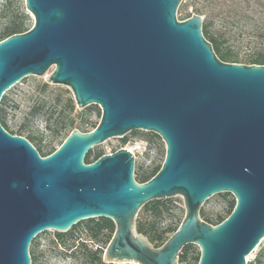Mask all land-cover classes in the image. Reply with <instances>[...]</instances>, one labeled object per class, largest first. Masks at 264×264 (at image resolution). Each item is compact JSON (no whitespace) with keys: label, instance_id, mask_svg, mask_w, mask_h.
Segmentation results:
<instances>
[{"label":"water","instance_id":"water-1","mask_svg":"<svg viewBox=\"0 0 264 264\" xmlns=\"http://www.w3.org/2000/svg\"><path fill=\"white\" fill-rule=\"evenodd\" d=\"M181 2L25 0L34 25L0 41V102L24 77L49 73L79 108L99 105L102 115L47 156L0 122V264H32L40 232L100 217L115 224L107 263L179 264L182 249L197 244L198 264H247L260 246L264 65L222 60L203 33V14L178 19ZM134 130L166 143L151 179H135V155L125 147L86 162L94 146ZM222 192L235 196V207L207 222L202 206ZM177 195L185 215L157 247L138 231L139 212Z\"/></svg>","mask_w":264,"mask_h":264},{"label":"rangeland","instance_id":"rangeland-1","mask_svg":"<svg viewBox=\"0 0 264 264\" xmlns=\"http://www.w3.org/2000/svg\"><path fill=\"white\" fill-rule=\"evenodd\" d=\"M201 3H203L202 0H182L177 11L178 19L184 20L197 13L196 7L201 6ZM23 12L26 14L24 19ZM13 20L17 22L23 20L26 27L29 28L34 25V15L27 10L25 0H0V31ZM263 20V16L254 12L253 16L251 15L246 20L245 25L250 28L257 22L262 23ZM248 41L249 37H246L243 42H236L232 45V48L239 52L238 63L251 64L247 59L249 48H251V45L247 44ZM48 76L49 73L44 76L28 75L4 94L6 97L4 103L5 122L8 130L32 139L33 144L37 147L41 145L42 153L50 152L52 148H58L61 141L75 128L84 132L88 131L90 126L99 122L102 115L99 105L92 104L85 108H79L72 90L67 85L49 83ZM70 99L74 101L75 108L72 111H64L65 105ZM69 120H73L74 123L69 124ZM64 121L67 122L66 125H64ZM84 121H87L90 126H86ZM150 133L154 132L134 130L124 137L110 138L90 150L92 158L99 153L108 154L125 147L133 151L135 155V177L142 171H151L156 166L163 164L166 156V143L161 137H154ZM166 199L171 200V209L164 216L162 226H176L185 215L184 199L180 195ZM234 200H236L235 196L230 192L211 196L202 206L201 217L204 220L209 219L212 224H217L218 216H227L229 206ZM142 217L143 213L140 211L138 218ZM83 221L78 222L67 232H59L54 229L40 232L30 246L31 251L33 243L37 242L38 244L36 250L38 258L36 263L32 262V264H83L79 255L70 256L67 251L81 239L88 240L91 247H99L104 251L106 248L104 237H101L100 241L94 242L85 228V223H82ZM57 233L66 234L63 241H59ZM190 245V254L197 255L200 252V247L197 244ZM262 247H264V239L260 246L248 256L247 264H252L255 261ZM261 260L260 264H264V257Z\"/></svg>","mask_w":264,"mask_h":264},{"label":"trees","instance_id":"trees-1","mask_svg":"<svg viewBox=\"0 0 264 264\" xmlns=\"http://www.w3.org/2000/svg\"><path fill=\"white\" fill-rule=\"evenodd\" d=\"M202 2L201 6L198 5L196 7V12L205 15L203 33L213 44L217 55L224 61L238 62L239 52L235 51V49L232 48V45L236 42H243L246 37H249L247 44L251 45V48H249L250 50L247 54L248 62L251 64L264 65V20L262 23L257 22L250 28L245 25L246 20L251 15L253 16L254 12L264 17V0H202ZM22 16L23 19L26 18V14L24 12L22 13ZM29 29L30 28L26 27L23 20L18 22L13 20L0 31V41L13 34L23 33ZM5 102L6 97L3 96L0 102V122L8 130L5 122ZM74 108L75 103L72 99H70L65 105L64 111H72ZM66 123L67 122L64 121V125H66ZM73 123V120H69V124ZM97 124L98 123L93 124V127H96ZM11 133L14 134V132ZM69 134H67V136ZM150 134L154 137L160 138L158 134ZM28 139L33 144L32 139ZM64 140L61 141L60 145ZM34 146L38 149L42 156H47L57 149L52 148L50 152L42 153L43 147L41 145H38V147L36 145ZM102 155V153H99L92 158V152L90 151L86 156V162H93ZM161 166L162 164L156 166L151 171H142L135 177V179L138 182H146L160 170ZM235 204L236 200L230 204L227 216L233 211ZM170 209V199L152 200L147 202L140 210L143 213V217L137 218L138 231L146 235L157 247L161 246L178 229L183 220L182 218L176 226H162L163 218L166 213L170 211ZM227 216H218L216 223H220ZM205 220L207 222H211L209 219ZM82 223H85V228H87L88 234L94 242H98L102 239L101 237H104V243H106L107 247L115 231V224L113 220L100 217L90 218L84 220ZM65 236L66 234L64 233H57V237L60 239L59 241H63V237ZM37 247V242H34L33 249L30 251L33 263H36L38 258L36 254ZM190 248L191 245L189 244L182 249L179 257V264L199 263L201 252L197 255H191ZM67 251H69L70 256L79 255L83 264H116L105 262L103 260L104 251L99 247H91L88 244V240L85 239L79 240L77 244L72 245L67 249ZM263 257L264 247L259 250L257 257L252 264H260Z\"/></svg>","mask_w":264,"mask_h":264},{"label":"built area","instance_id":"built-area-1","mask_svg":"<svg viewBox=\"0 0 264 264\" xmlns=\"http://www.w3.org/2000/svg\"><path fill=\"white\" fill-rule=\"evenodd\" d=\"M86 126H90V124L87 122V121H84L83 122ZM94 127H93V125H92V127L90 126V128L89 129H87L88 131H90V130H92Z\"/></svg>","mask_w":264,"mask_h":264}]
</instances>
